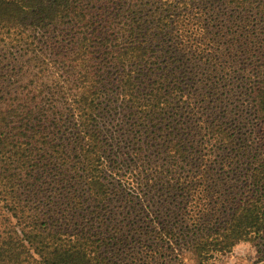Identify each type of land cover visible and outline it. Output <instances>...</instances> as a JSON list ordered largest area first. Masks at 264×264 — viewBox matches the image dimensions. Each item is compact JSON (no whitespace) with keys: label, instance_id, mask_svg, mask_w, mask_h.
I'll return each mask as SVG.
<instances>
[{"label":"trees","instance_id":"obj_1","mask_svg":"<svg viewBox=\"0 0 264 264\" xmlns=\"http://www.w3.org/2000/svg\"><path fill=\"white\" fill-rule=\"evenodd\" d=\"M264 254V0H0V264Z\"/></svg>","mask_w":264,"mask_h":264},{"label":"rangeland","instance_id":"obj_2","mask_svg":"<svg viewBox=\"0 0 264 264\" xmlns=\"http://www.w3.org/2000/svg\"><path fill=\"white\" fill-rule=\"evenodd\" d=\"M261 246L241 244L232 253L219 257L214 264H264V254L258 251ZM189 264H193L192 261Z\"/></svg>","mask_w":264,"mask_h":264}]
</instances>
